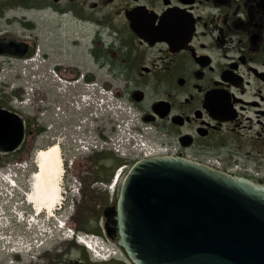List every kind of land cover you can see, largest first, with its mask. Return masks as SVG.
<instances>
[{"label":"flooded vegetation","instance_id":"obj_1","mask_svg":"<svg viewBox=\"0 0 264 264\" xmlns=\"http://www.w3.org/2000/svg\"><path fill=\"white\" fill-rule=\"evenodd\" d=\"M0 109L26 124L22 149L0 156L19 184L0 264H135L110 191L140 155L132 145L219 159L264 186V0H0ZM56 144L63 200L40 213L27 201L34 168L10 165ZM66 219L79 223L70 240ZM84 232L113 244L108 261L77 242Z\"/></svg>","mask_w":264,"mask_h":264},{"label":"water","instance_id":"obj_2","mask_svg":"<svg viewBox=\"0 0 264 264\" xmlns=\"http://www.w3.org/2000/svg\"><path fill=\"white\" fill-rule=\"evenodd\" d=\"M25 138L24 121L0 109V154ZM111 224L136 264H264V186L183 156L138 161Z\"/></svg>","mask_w":264,"mask_h":264},{"label":"bare ground","instance_id":"obj_3","mask_svg":"<svg viewBox=\"0 0 264 264\" xmlns=\"http://www.w3.org/2000/svg\"><path fill=\"white\" fill-rule=\"evenodd\" d=\"M38 171L33 178L28 202L40 213L53 214L63 200V159L59 145L42 150L35 157Z\"/></svg>","mask_w":264,"mask_h":264},{"label":"rangeland","instance_id":"obj_4","mask_svg":"<svg viewBox=\"0 0 264 264\" xmlns=\"http://www.w3.org/2000/svg\"><path fill=\"white\" fill-rule=\"evenodd\" d=\"M38 150H39V151H38V153H39V152H41L42 150H45V147H38ZM35 152H36V151H35ZM35 152H34V154H35ZM38 153H36V154H38ZM11 162H12V161H11ZM33 168H34V169H33V172H34V170H35V166H34ZM28 192L30 193L29 190H28ZM72 224H73V226H75V225L77 226L79 223H75V222H74V223H72ZM81 225H82V223H81ZM82 226H83V225H82ZM89 226H90V227H94V226H98V225H96V224H95V225H92V224H91V225H89ZM85 227H87V226L85 225Z\"/></svg>","mask_w":264,"mask_h":264}]
</instances>
